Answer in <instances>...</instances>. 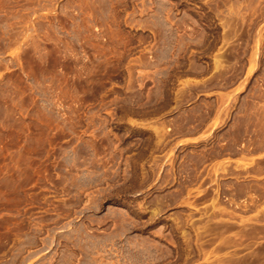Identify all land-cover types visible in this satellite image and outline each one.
I'll return each instance as SVG.
<instances>
[{"label":"rangeland","instance_id":"obj_1","mask_svg":"<svg viewBox=\"0 0 264 264\" xmlns=\"http://www.w3.org/2000/svg\"><path fill=\"white\" fill-rule=\"evenodd\" d=\"M0 264H264V0H0Z\"/></svg>","mask_w":264,"mask_h":264}]
</instances>
